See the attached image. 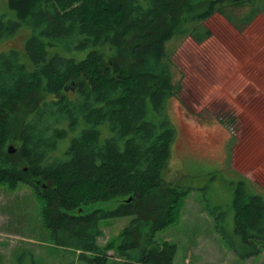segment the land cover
<instances>
[{"label": "trees", "instance_id": "trees-1", "mask_svg": "<svg viewBox=\"0 0 264 264\" xmlns=\"http://www.w3.org/2000/svg\"><path fill=\"white\" fill-rule=\"evenodd\" d=\"M7 1L16 18L0 16V39L22 25L34 33L25 59L17 49L0 54V185H32L44 201L45 225L82 261L172 264L176 244L159 243L155 233L176 221L188 190L163 177L176 136L163 114L175 93L169 42L186 35L203 41L211 35L207 19L255 0ZM98 200L119 204L84 212ZM234 206L247 256L261 253L264 196L241 181ZM123 216L134 218L121 242L100 247L101 221Z\"/></svg>", "mask_w": 264, "mask_h": 264}, {"label": "rangeland", "instance_id": "rangeland-1", "mask_svg": "<svg viewBox=\"0 0 264 264\" xmlns=\"http://www.w3.org/2000/svg\"><path fill=\"white\" fill-rule=\"evenodd\" d=\"M0 16L16 18L7 0L0 1ZM204 26L211 35L203 41L186 35L169 42L175 93L162 113L171 119L176 136L163 177L188 192L178 202L176 221L157 230L155 240L176 244L172 264H264V250L247 256L249 245L236 231L234 206L241 181L264 196V0L226 6ZM33 33L22 25L4 36L0 54L17 49L25 59ZM61 52L85 57L88 50ZM150 114L160 119V112L152 109ZM107 128L101 126L104 135ZM69 144L70 138L64 140L61 150ZM118 204L98 200L85 205L84 212ZM43 206L30 184L0 185V264H89L53 236L44 223ZM133 218L103 219L99 246L119 244ZM143 231H150L149 223ZM108 254L117 258L115 249Z\"/></svg>", "mask_w": 264, "mask_h": 264}, {"label": "water", "instance_id": "water-1", "mask_svg": "<svg viewBox=\"0 0 264 264\" xmlns=\"http://www.w3.org/2000/svg\"><path fill=\"white\" fill-rule=\"evenodd\" d=\"M9 151L14 153L16 151V148L14 146H9Z\"/></svg>", "mask_w": 264, "mask_h": 264}]
</instances>
